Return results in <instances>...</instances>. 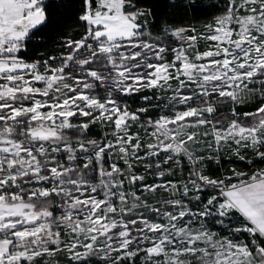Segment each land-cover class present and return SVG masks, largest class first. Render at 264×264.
Here are the masks:
<instances>
[{"label":"snow or ice","instance_id":"obj_1","mask_svg":"<svg viewBox=\"0 0 264 264\" xmlns=\"http://www.w3.org/2000/svg\"><path fill=\"white\" fill-rule=\"evenodd\" d=\"M0 264H264V0H0Z\"/></svg>","mask_w":264,"mask_h":264}]
</instances>
